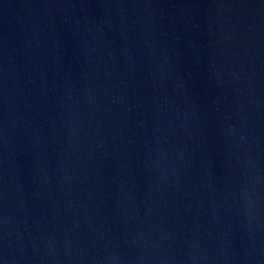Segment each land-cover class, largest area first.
<instances>
[{"label":"water","instance_id":"95a60500","mask_svg":"<svg viewBox=\"0 0 264 264\" xmlns=\"http://www.w3.org/2000/svg\"><path fill=\"white\" fill-rule=\"evenodd\" d=\"M0 264H264V0H0Z\"/></svg>","mask_w":264,"mask_h":264}]
</instances>
